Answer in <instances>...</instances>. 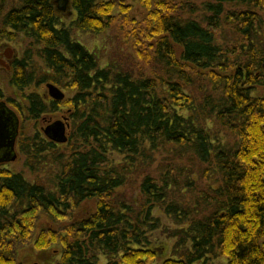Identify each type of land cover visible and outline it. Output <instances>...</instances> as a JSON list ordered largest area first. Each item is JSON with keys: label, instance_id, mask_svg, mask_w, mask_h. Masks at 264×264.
<instances>
[{"label": "trees", "instance_id": "1", "mask_svg": "<svg viewBox=\"0 0 264 264\" xmlns=\"http://www.w3.org/2000/svg\"><path fill=\"white\" fill-rule=\"evenodd\" d=\"M135 3L148 14L144 32L131 30L147 75L111 60L100 67L72 38L73 30L104 32L116 6L123 14ZM68 4L67 27L56 0H18L6 10L0 0V41L21 34L36 46L14 60L9 84L21 98L7 102L33 121L69 106L64 143L22 132L11 108L33 179L0 162V264H21L15 245L29 241L45 264H155L157 210L178 239L159 264H264V0ZM141 33L154 39L145 48ZM43 83L69 97L24 92ZM156 152L170 162L152 174ZM137 171L133 204L117 191ZM198 178L212 181L196 191Z\"/></svg>", "mask_w": 264, "mask_h": 264}, {"label": "rangeland", "instance_id": "2", "mask_svg": "<svg viewBox=\"0 0 264 264\" xmlns=\"http://www.w3.org/2000/svg\"><path fill=\"white\" fill-rule=\"evenodd\" d=\"M4 1V8L5 10L15 6L18 2V0H3ZM107 1V0H106ZM116 4L121 3L125 0H112ZM158 0H152V2H156ZM197 6L200 4L203 0H192ZM128 4V3H126ZM155 7L154 5L152 8ZM56 9H57V3H56ZM58 16L61 20V23L64 26H69L70 21L74 18V13L70 9L69 4L67 3L66 8L64 10H59ZM114 18L112 25L110 28L106 29L104 32L99 34L89 33V32H81L78 30L72 31V38L78 42H80L82 45H84L91 53L95 54V56L98 58L100 67H104L106 63L111 60L114 61L116 64L121 65H129L134 69L135 73H140L143 75H147L150 73V66H147L144 62L138 60L135 51L132 48V42H133V36L131 30L134 31L138 30L137 32H142L146 29L147 26V11L142 7L140 4H132L130 9L127 11V13H121L118 6L114 9ZM193 16L201 19V11H195ZM127 19V21H125ZM144 32V31H143ZM143 33H141V37H138V40L141 44H143L144 48L145 46L149 45L154 41V39H150L147 36H142ZM29 39L26 38L24 35H18L14 40H7L3 39L0 41V53L5 50L6 48H9V50L13 53L12 59L7 61L9 64V67H3L0 64V92L2 94V97L0 98V102H6L7 106L9 108H12L14 111L17 112L18 116L21 119L22 125L21 130L24 133L27 134H33L36 130H39L42 132V128H44L49 123L57 120V119H63L66 118L67 121H69V115L67 112L68 105H65L61 103L58 107V111L54 112H48L42 115V117L37 120H22L24 117L19 113L18 110L13 108L8 102L7 99L11 100H20L21 93L17 90H14L10 84L9 79L12 74L13 70V62L16 59H21L24 56L25 51L30 49H35L36 46L34 45L32 47L31 43H29ZM65 95L67 94L66 98L69 97L68 93L65 92L62 88H60ZM24 92H37L40 93L44 97L48 96V89L46 87V83H43L39 86L31 85L28 88L24 90ZM257 95L263 94V91H257ZM68 118V119H67ZM69 133V128L66 129V135ZM14 152L16 153V158L14 161L6 162V166L18 173H22L23 176L29 180L32 181L33 175L30 174V172L27 171V169L23 165V156L20 154L19 149L17 148V145H15ZM115 159H118L120 156H117L116 154L113 155ZM154 161L150 164V166L147 168L149 172L152 174H157L159 172V169L164 166L165 162H170L169 157L163 155L162 153H155L153 156ZM4 164V163H3ZM141 175H139L138 171L132 175H130L129 181L121 187L117 192L120 195L121 198H124L129 203H135L137 204L140 199L141 195L139 193V183H140ZM212 180H205L203 178H198L197 184H196V191L197 189H203L209 186ZM93 203L87 202L85 205L84 211H87V209H90L92 207ZM154 216H156L159 220L158 228L153 231L151 234V242L155 245H157L159 250V256L155 262V264L161 263V261L166 257H172V252L175 249V244L178 243V239L175 236H172L174 229L177 227L175 223L162 211H155ZM43 219V218H41ZM264 241V238H263ZM17 250V259L21 264H45L44 261H41L39 258L36 257L33 251V244L31 241L26 242L24 244H16L15 245ZM183 247H179L178 249H182ZM176 256V254H175ZM225 258L223 257H210L208 259H204L201 262H197L195 264H224Z\"/></svg>", "mask_w": 264, "mask_h": 264}, {"label": "water", "instance_id": "3", "mask_svg": "<svg viewBox=\"0 0 264 264\" xmlns=\"http://www.w3.org/2000/svg\"><path fill=\"white\" fill-rule=\"evenodd\" d=\"M58 3V9L64 10L68 0H58ZM6 57H11V53L6 54ZM0 64L8 67V65L4 64V62L0 61ZM46 87L48 89V95L52 99L62 100L64 98V93L54 84L47 83ZM7 115L8 109L5 103L0 102V162H10L14 161L16 158V153L14 152V141L18 133V123L12 114L9 119L6 117ZM68 126L66 118H64V120L57 119L42 128V132L53 142L64 143L67 141L66 129Z\"/></svg>", "mask_w": 264, "mask_h": 264}, {"label": "flooded vegetation", "instance_id": "4", "mask_svg": "<svg viewBox=\"0 0 264 264\" xmlns=\"http://www.w3.org/2000/svg\"><path fill=\"white\" fill-rule=\"evenodd\" d=\"M56 3H57V9H58V6H59V3H58V0H56ZM11 53V57H6V54H9ZM12 56H13V53L9 50V48H6L5 50H3L1 53H0V61L1 62H4V64L8 65L9 67V64L7 61L11 60L12 59ZM2 65V64H1ZM3 67H5V65H2ZM49 96V95H48ZM50 97V96H49ZM51 98V97H50ZM3 102V101H2ZM5 103V102H4ZM6 105V103H5ZM7 109H8V115L6 116L8 119L11 117V114H12V110L11 108H9L7 105H6ZM10 110V111H9ZM18 134V133H17ZM17 137V135H16ZM16 140V138H15ZM15 145H16V142L14 141V148H15Z\"/></svg>", "mask_w": 264, "mask_h": 264}]
</instances>
